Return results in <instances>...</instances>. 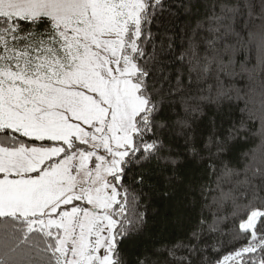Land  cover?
I'll list each match as a JSON object with an SVG mask.
<instances>
[{"label":"snow or ice","instance_id":"snow-or-ice-1","mask_svg":"<svg viewBox=\"0 0 264 264\" xmlns=\"http://www.w3.org/2000/svg\"><path fill=\"white\" fill-rule=\"evenodd\" d=\"M257 83L264 0H0V264H264Z\"/></svg>","mask_w":264,"mask_h":264},{"label":"trees","instance_id":"trees-1","mask_svg":"<svg viewBox=\"0 0 264 264\" xmlns=\"http://www.w3.org/2000/svg\"><path fill=\"white\" fill-rule=\"evenodd\" d=\"M175 11V9H173ZM187 21V18L183 15L177 16V17H171L168 15L167 12H165L164 16L158 21L163 26H171L176 25L179 27H182ZM179 27L174 28L175 31H179ZM153 32H163V28H152ZM171 34V33H169ZM238 87L243 88L244 82H238ZM259 86L257 83L256 89L253 92L249 93V98L247 100L248 107L251 110V114L253 115V120L251 121L252 124V133H251V140L250 143L243 145V150H248L251 148L253 151L257 153V155L260 154L262 150H264V137H262L261 133L264 132V121L261 120V111H260V103H259ZM234 103L238 104L240 109H243L245 107V101H235ZM238 111V110H237ZM209 115L212 114L211 111L208 112ZM248 114L246 113V116ZM152 209H155V213L152 212L150 209L148 212L149 217V225L151 227V230L154 234L160 236L161 239L167 240L174 238L178 235L177 231L174 229L171 223H165L166 218L171 219L173 217V210L168 207V205L165 202L159 201L154 199L152 201ZM140 211H144L143 208L140 209ZM221 216L228 215L227 209L221 211L219 213ZM224 231H227V221L222 223L220 225ZM220 239L225 240V243L227 241L226 237H219ZM215 237L213 240H210L209 243L215 242ZM217 248H220V245L217 244ZM226 254V252H221V256ZM206 255L211 256L212 259H215L216 257L209 251L206 253Z\"/></svg>","mask_w":264,"mask_h":264}]
</instances>
